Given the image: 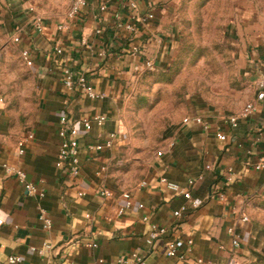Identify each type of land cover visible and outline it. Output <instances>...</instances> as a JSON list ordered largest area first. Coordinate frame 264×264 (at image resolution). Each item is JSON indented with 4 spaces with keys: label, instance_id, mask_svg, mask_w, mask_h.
<instances>
[{
    "label": "crops",
    "instance_id": "0c3cea01",
    "mask_svg": "<svg viewBox=\"0 0 264 264\" xmlns=\"http://www.w3.org/2000/svg\"><path fill=\"white\" fill-rule=\"evenodd\" d=\"M130 1L135 2L140 16L152 14L154 18L127 35L114 24L129 18ZM182 1L88 0L73 31L60 34L55 26L65 14L66 0H0V48L30 51L32 66L20 64L35 96L30 114L21 124L11 119L0 91V264H8L11 256L19 258L16 264H97L98 260L102 264H136L133 256L144 264H228L233 256L245 263L264 255V235L252 223V207L264 196V163L262 169H255L264 158V100L256 101L257 83L264 79V40L236 50L232 95L239 99L233 105L220 108L194 98L186 102L182 120L199 116L208 131L181 120L158 150L173 141L170 154L157 159L156 152L140 159L126 158L131 140L124 119L125 103L139 71L147 69L145 63L159 70L176 52ZM102 2L104 13L98 11ZM34 6L43 9V34L34 32L27 19L28 8ZM96 29L101 30L100 35H95ZM14 36L20 38L19 44H12ZM57 39L63 42L62 56L52 52ZM64 66L85 76L101 97L91 100L76 87L66 89ZM249 103L255 105V111L239 119L235 129L230 128L226 118ZM65 114L76 120L105 118L102 126H93L88 133L79 130L76 177L55 168L58 121ZM218 132L225 136L224 141L216 140ZM110 133L117 135L111 149H88L101 144ZM30 134L32 140L18 156L17 143ZM3 166L23 172L26 182L42 190L44 197L28 196L15 177L5 174ZM198 177L202 180L197 181ZM161 178L181 188L192 180L190 197L198 207L187 209L175 221L172 213L188 208L190 202L161 186ZM141 182L146 185L137 189ZM98 190H107L112 196L100 198ZM79 192L85 195L79 197ZM122 192H128L134 204H142L144 209L117 216ZM40 210L51 221L49 230L42 227ZM242 214L247 223L240 222ZM143 217L148 221H142ZM150 224L167 228L169 235L148 245ZM229 229L241 244L235 252ZM187 240L192 246L185 260L164 256L167 242L177 241L183 250ZM44 244L51 250L38 255L36 250Z\"/></svg>",
    "mask_w": 264,
    "mask_h": 264
},
{
    "label": "rangeland",
    "instance_id": "374dc122",
    "mask_svg": "<svg viewBox=\"0 0 264 264\" xmlns=\"http://www.w3.org/2000/svg\"><path fill=\"white\" fill-rule=\"evenodd\" d=\"M34 7L43 17V9ZM179 13L176 52L163 68L139 71L125 103L129 160L150 156L163 146L185 116L187 101L194 98L220 108L233 105L239 99L232 95L236 50L264 40V0H183ZM20 63L19 53L0 48V91L11 119L24 124L35 96ZM252 211V223L264 235V196ZM239 264H264V255Z\"/></svg>",
    "mask_w": 264,
    "mask_h": 264
},
{
    "label": "built area",
    "instance_id": "2783aa9c",
    "mask_svg": "<svg viewBox=\"0 0 264 264\" xmlns=\"http://www.w3.org/2000/svg\"><path fill=\"white\" fill-rule=\"evenodd\" d=\"M88 0H66V11L58 23H56L55 29L56 32L60 34L70 33L77 26L80 21L81 14L83 10L87 7ZM128 10L130 11L129 18L125 21H118L114 24V28L116 30L122 31L127 35H132L136 32L137 25L143 24L148 20H152L154 17L152 14H146L145 16H140L137 11V5L135 2L130 1L127 5ZM28 17L29 24L34 32L39 34H43L46 28L44 23V18L34 10L33 7L28 8ZM98 11L100 13L106 12V5L102 2L98 6ZM95 35H100L101 30L96 29L94 31ZM14 44L20 43V38L18 36H14L12 39ZM61 39L54 40L52 45V52L56 56L63 55V44ZM20 59L26 67L32 66L31 54L27 49H23L19 53ZM145 67L149 71H154V66L150 62L145 63ZM62 77L64 87L68 90H72L76 87L81 93L88 99L95 100L100 98L101 96L96 94L94 89L90 86L87 79L83 75L75 74L69 67L64 66L62 69ZM258 93L256 95V101L261 102L264 100V79H261L257 83ZM0 102L2 99L0 98ZM255 111V105L253 103L247 104L238 114L231 115L226 118L227 124L230 128L235 129L237 127V123L239 119L247 118ZM105 118L102 116H95L93 118H81L74 119L72 117H68L66 114L61 116L58 121V138H59V147L58 153L55 160V168L57 170L66 172L68 176L76 177L79 174V145H78V137L79 130L82 129L84 133H88L93 126H102ZM193 123L196 126L202 128L203 131H208V125L203 121V119L199 116H194L191 118H184L182 120L183 124ZM117 135L115 133H110L106 137V139L98 145L89 147L90 151L100 152L102 150L111 149L114 146V141ZM33 136L30 134L27 137L21 139L16 146V151L18 156L23 155L25 146L28 141L32 140ZM215 138L218 141H224L225 136L221 133H216ZM174 146V142L171 141L167 144V146L161 150L156 152L154 159L160 158L163 154H170ZM264 158L261 159L259 164L255 166L256 170H260L263 168ZM5 174L7 176H13L17 179V181L23 185L24 190L28 196L34 197L38 196L39 198L44 197V192L35 187V185L26 182L25 175L23 172L15 170L10 167L3 166ZM209 169V166L206 167ZM202 180L201 177L197 178V181ZM159 184L163 186L166 190L181 195L183 199L189 201V207H182L180 210H176L172 213L175 221L179 220L182 217V214L187 211V209H196L198 204L191 200L190 197V187L193 185L192 180L187 181L186 188H181L175 183L167 181L165 178H161ZM146 185L145 182L139 183L137 189H141ZM97 196L103 199L110 198L112 193L107 190H98ZM85 194L79 192L77 196L83 197ZM222 199V197H219ZM120 199L122 200V205L118 207L116 211L117 216H123L126 212L137 209L143 210L144 207L142 204H134L131 195L128 192H122L120 194ZM39 220L42 223V227L44 230H49L51 228V221L46 217L45 212L40 210L39 212ZM142 221L147 222L148 218L143 217ZM241 223H247L248 218L242 214L240 216ZM228 233L232 235V239L230 241L231 250L235 252L240 248V241L238 237L234 234L232 229L228 230ZM169 235V230L167 228L157 226L154 224H150V233L149 238L146 240L148 245H152L153 241L160 240ZM185 248L183 250L179 249V244L177 241H170L165 244L164 248V256L168 259H174L178 261L185 260V257L190 254L192 241L187 240L185 243ZM93 248L96 247L95 244L91 245ZM34 250V249H32ZM51 250V246L44 244L40 249L36 250L38 255H44ZM136 264H144V260L140 259L137 256H133ZM8 264H16L19 262V258L16 256H11L8 258ZM97 264H102L101 260H98ZM228 264H239L236 257L230 258Z\"/></svg>",
    "mask_w": 264,
    "mask_h": 264
}]
</instances>
